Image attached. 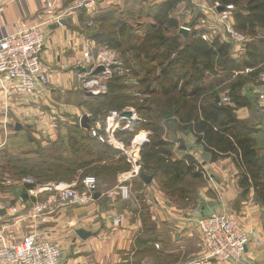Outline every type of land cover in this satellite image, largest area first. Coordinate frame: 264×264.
I'll use <instances>...</instances> for the list:
<instances>
[{"label": "crops", "instance_id": "0c3cea01", "mask_svg": "<svg viewBox=\"0 0 264 264\" xmlns=\"http://www.w3.org/2000/svg\"><path fill=\"white\" fill-rule=\"evenodd\" d=\"M73 1L0 0V37L50 20L45 29L46 41L41 54L42 64L48 71V83L39 85L33 93L21 95L13 87L6 92L0 89V152L5 160L13 159L15 153L20 158H33L36 149L58 141V129L72 125L70 119L86 114L84 105L90 97L82 91L84 73L79 68L84 69V52L95 55L99 50L101 53L104 47L90 39L97 26L94 20L84 17L87 14L85 9L68 12V4ZM149 1L97 0L98 5L93 11L96 15L114 8L134 12L140 4ZM206 1L189 0L173 10L182 9V14H186L184 24L194 22L196 29L207 31L209 36L220 41L230 42L227 35L225 37V34L216 31L212 33L203 26L209 19H217L209 6L206 8ZM48 2L52 4L50 12L43 6ZM206 9L209 11H203ZM57 19L60 23L56 22ZM108 52H104L107 57L112 54ZM261 81L262 84L244 89L243 96L248 99V106L236 110V115L255 129L254 146L258 155L264 157V99H260L264 96V77ZM16 125L20 127L18 130H15ZM184 146L185 150H178L177 159L192 156L202 170V179L198 181L193 197L174 201L163 191L160 181L153 178L148 185L141 181L139 192L147 195L146 200H138L133 190L129 200L125 201L111 194L114 186L107 189L112 184L106 180L101 188L98 183L94 187L93 206L78 207L81 205L61 201L54 186L59 184L61 189L76 187L82 178L75 177L69 183H41L29 175H22L16 181L21 186L12 193L14 200L21 187L19 202L14 201L11 206L0 202V210L5 211V215L0 216V236L10 243L28 234L51 241L61 249L64 264H158L159 257L172 264L181 263L183 259L184 264H264V202L257 198L253 189L242 195L238 183L240 169L234 156L224 155L213 160L191 133L184 135ZM120 175L117 176L119 185ZM24 179L33 180L36 186L25 185ZM52 190L57 192L55 198L50 193ZM46 193L50 196L49 209H56V216L36 221L31 210L38 203H43L38 201V196ZM66 211L68 216H65ZM214 213L234 217L248 234L249 242L239 263H222L206 258L197 221ZM116 218L120 219L118 225L114 224ZM57 219L62 222L58 223ZM51 221L56 223L53 224L55 229L47 225ZM21 222L26 224V230H22ZM78 229H84L90 236L86 240L79 239L75 234Z\"/></svg>", "mask_w": 264, "mask_h": 264}, {"label": "trees", "instance_id": "16d2710c", "mask_svg": "<svg viewBox=\"0 0 264 264\" xmlns=\"http://www.w3.org/2000/svg\"><path fill=\"white\" fill-rule=\"evenodd\" d=\"M212 1L223 8L232 5L235 30L242 34L250 31L251 37L243 46L242 59L232 55L231 42L220 41L216 37L206 38V32L196 29L194 22L189 24L188 35L176 34L178 20L169 14L178 4L189 0L149 1V7L140 12L148 21L139 23L137 28L120 20L115 22L116 29L112 28L115 30L111 33H91L90 39L99 46L115 51L119 61L118 65L112 66L106 93L90 97V100L107 103L121 112L126 103L136 100L141 94L167 98L174 115L184 123V132L193 134L196 142L211 154L213 160L224 155L234 156L240 169L238 183L242 195L253 189L257 198L264 202V157L258 155L254 146L253 135L256 131L236 115V110L248 106V99L241 94V88L252 81L249 78L254 79L264 70V34L258 36L252 33L255 27L264 32V0ZM123 14L133 16L132 11L122 12L114 8L100 12L94 20L118 19ZM127 75L135 79L136 82L130 81L134 86L127 84V80H130ZM229 80L227 104L220 101L218 94L203 98L208 83L211 84L209 89L223 86ZM143 102L135 104L136 112L143 123L153 124L151 129L156 132L152 100L148 102L144 99ZM108 113L110 111L103 118ZM85 132L88 133L80 123L73 121L70 127L66 126L59 133L57 142L36 149L33 158L14 156L13 159L19 164L17 174L29 175L41 183H69L75 177L81 179L93 171L99 180L109 179L115 173L108 171L119 173L123 165V169L127 168L125 157L109 145H99L89 160L77 161L79 154L89 153L96 145V139L90 135L88 137ZM155 138L149 140L140 152V174L164 179V182L168 177L173 183L191 175L201 182L202 170L198 169L195 158L187 155L181 160L173 159L170 145L164 139ZM181 149L185 150V146ZM106 163L108 165L104 166ZM79 166L83 169L78 175ZM101 170L107 172L103 175ZM138 178L143 181L140 175ZM167 183L162 185L166 194Z\"/></svg>", "mask_w": 264, "mask_h": 264}, {"label": "built area", "instance_id": "2783aa9c", "mask_svg": "<svg viewBox=\"0 0 264 264\" xmlns=\"http://www.w3.org/2000/svg\"><path fill=\"white\" fill-rule=\"evenodd\" d=\"M96 4L97 0H75L68 8V12L84 9L91 12ZM43 6L49 12L52 11L51 3H44ZM219 7V3L215 2L209 10L217 15L229 41L234 46L244 45L246 37L236 31L233 26L231 13L234 7L227 5L222 11H218ZM49 22L50 20L41 21L0 37L1 90L6 92L8 88L13 87L14 91L20 95L28 94L33 93L39 85L48 83V71L42 64L41 54L46 41L45 29ZM90 56L89 52L84 53L85 66H89V61L92 59ZM104 75L110 78L111 73L107 70ZM98 79L88 82L87 86L92 89L94 94H104L107 91L106 84ZM94 86L97 87L94 88ZM260 98L263 100L264 96ZM122 112L111 111L103 123L97 121L87 129L92 138L119 150L132 165L130 171L120 175V185L130 178L139 176L140 164L138 159L133 158V155L139 156L140 148L148 140L146 135H138L126 147L124 142L116 138V132L129 133L130 128L139 122L133 112L129 117L121 116ZM23 183L33 185L34 181L24 179ZM81 183L85 190L80 195L77 194L74 186H66L61 189L57 184L54 189L58 192L60 200L65 203L70 205L86 204L93 200L96 179L93 176H87L82 179ZM111 194L121 200H128L130 188L122 185L113 190ZM48 204L51 202L49 201ZM47 207L48 205L45 203H38L33 208L32 215L34 217L42 215ZM114 224H120V219H114ZM197 228L203 239L207 259L222 263H239L241 261L249 237L234 217L214 213L198 219ZM0 240V264H63L64 262L61 249L57 245L47 240H40L35 235H28L15 243H5L1 237Z\"/></svg>", "mask_w": 264, "mask_h": 264}, {"label": "rangeland", "instance_id": "374dc122", "mask_svg": "<svg viewBox=\"0 0 264 264\" xmlns=\"http://www.w3.org/2000/svg\"><path fill=\"white\" fill-rule=\"evenodd\" d=\"M73 2L68 4L69 5L68 8H70L72 6ZM206 2H208L207 5H206V8H208L207 6H209V8H212V6L215 3V1H212V0H207ZM48 3H50V2H48ZM97 5L98 4H96V6ZM147 7H149V5L140 4V8H137L138 10L133 12V16H127L126 14H123V17H121V18H125V19H121V18H118V19H107V20H104L103 22H99L98 20H94L97 17V15H96V13H94V11L87 12L86 10L85 11L89 15L86 14L84 17L87 18L88 20L96 21V22H94V24H96L97 27L94 28V30L92 32L95 33V31H96L98 33H105L107 31H109V33H111V32H113L116 29V27H114L116 21L118 22L120 20H124V21L127 22V24H129V25H131V26H133L135 28H137V25L139 23L147 22L148 21L147 18L143 14L140 13L141 11H145L147 9ZM207 11H209V10L206 9L205 12H207ZM124 12H129V11H124ZM205 12H203V13H205ZM169 15L171 17H173V18H177L178 19V27L176 28V31H175L176 34L183 36V35H188L190 33V29H189L190 26L188 24H184V17H186V14L185 13H184V15L182 14V9L172 10ZM97 22H99L100 24L97 23ZM203 26L206 27L207 30L209 29V31H211L212 33L216 31L217 33L221 32V34H225L224 30H223V26L219 22L218 17H217V19H215V21H212L211 19H209L208 23H206V22L203 23ZM112 28H115V29H112ZM182 28L188 30L187 34H184L181 31ZM205 32H206V38H208V39H212L213 38V36H209V34H207V31H205ZM252 33L255 34V35H258V36H262L264 34L262 29H260L259 27H255L253 29ZM244 36L246 37V41H247L251 37L250 31L244 33ZM225 37H226V35H225ZM139 40L140 39H138L137 42ZM122 41L125 42V40H122ZM243 46L244 45H242V46L240 45L239 47L238 46H234L233 43L231 42L232 55L235 56V57H241L240 59H242L243 58ZM108 51L112 52V54L108 55V57H107L104 54V52H108ZM86 52H88V51H86ZM86 52H84V53H86ZM110 52H108V53H110ZM97 53L95 55H93V54H91L89 52V54L91 55L90 57L92 59L89 61V66H85V65L83 66L85 71L83 72L84 73L83 74L84 78H83L81 87L83 89L82 91L84 93H86V94L89 93V92H92L91 91L92 89H90L87 86L88 82H91L92 80H97L98 77H101L102 80L101 79H98V80L100 82L105 83L107 85V81H108L109 77L105 76L104 72L109 70V72L112 73V71H113L112 66L113 65L114 66L118 65V61H119L118 60V55H117V53L115 51H112L110 49H106L104 47V50L101 51V53H100V50ZM109 56H111V58H109ZM83 58H84V54H83ZM104 60H105V62H103ZM84 61H85V59H84ZM100 65H103L105 67V71L101 72L100 74H98L96 76H92L91 72H93ZM245 73H249V72H245ZM236 75L237 74H235V76ZM127 76H128L127 79H130V80H127V82L129 81V83H127V84H129L131 86H134V84L130 83V81L136 82L135 79L132 78V76H129V75H127ZM263 77H264V70L262 69L258 73V75L254 77V79L249 78L252 81L247 82L241 88V94L243 95L244 89L247 88L248 86H252V85L254 86V85L262 84L263 82L261 81V79ZM230 83H231V80L226 82L223 86L216 87V88H209V89H208V87L211 84L208 83V86H206V92L203 95V98H204V96L206 98H210V97H213V96L218 94V98L220 99V101L223 104H227L228 99H229L228 98V93H229L228 87H229ZM96 87L97 86H94V88H96ZM95 95H99L100 96V95H104V94H95ZM144 99H147L148 102L150 100H152L151 105H153L152 109H153L154 125H155L156 132H153L152 129H151L153 124H151V126H150L148 122L147 123H143V121L140 119V117L138 116V114L136 112L137 108H135V104L140 105V103H144L143 102ZM167 102H168L167 98L163 99L160 96L153 98V97H149V96H145V95L141 94V95L137 96L136 100L133 99L130 102L126 103V107L123 108L122 111L124 112V110H125V111L133 112L136 115V117L139 120V122L134 127L130 128V130H129L130 132L129 133L116 132V134H115L116 138L121 140L122 142H124L126 147L130 145L131 140H133V138L135 136L137 137L138 135H142V134L147 136L148 140H147L146 144L148 143L149 140L152 141L153 139H157L155 137H158L160 139H164L171 146V147L169 146L171 156L174 157L173 159H177L176 156H177L178 150L183 151L181 149V147H184V135H187L189 133H185L184 132V123H181L180 119L177 116L174 115L173 107L170 104L168 105ZM106 105L104 103H100V102L98 103L96 100H90V99L86 100L84 108H85V112H86L85 115L89 118V121H90L89 122V127L93 126L94 123L97 122V121L103 123L107 116L105 118H103V117L105 116V114L107 112H109V111L110 112L111 111H117L118 110L114 106H109L107 103H106ZM92 119H94L93 122H91ZM79 120H80V118H74V119H70V122L73 123V121H74V122H76V124H78ZM70 126H68V127H70ZM58 130H59L58 132L60 133V131H62L63 129H58ZM85 133L89 137L90 134L87 133V132H85ZM95 142H96L95 147L92 148L89 153H81V154H79L77 156V161L79 160V162H80V160H81V162H82L83 160H85V161L87 159L89 160L91 158V156H92L91 153H93L95 151V149H97V147L99 145H104V146L108 147L107 143H104V142L99 141L97 139H96ZM146 144H144L143 147ZM109 147H111V146L109 145ZM111 148H113V147H111ZM142 149L140 148V152H141ZM19 151L20 150L18 149V152ZM1 152H0V202H2V204H4V205L9 204V206H11V204L14 201H18L19 202V200H20V197H19L18 194H19V191L21 190V187L19 188V190L14 195L15 196L14 200H13L12 193L15 190L16 187H18L19 185L21 186V184H16L17 183L16 181L21 179L23 176L21 174H17V171L19 169L18 168L19 164L15 161V159L10 160V159L7 158L5 160L4 156H3V154H1ZM15 156L19 157V155L17 153H15ZM123 156L125 157V163L124 164L127 166V168L123 169V166H124L123 165L121 168H119L121 170V172L119 170V173L118 172L116 173L113 170L108 171V173H111V174L115 173V174L113 175L114 177H111L109 179L107 178L108 180H110V184H112L109 187H106L107 189L114 186L112 188V190H116L114 188L119 186V184H117L118 183L117 176H119V174L126 173V172H128V171H130L132 169V165L129 164L127 157L125 155H123ZM133 158L134 159H138L139 162L141 161L140 155L138 156L137 154H135V155H133ZM79 162H78V164H79ZM107 165H108V163L104 164V166H107ZM79 167H80L79 168L80 171H79L78 175L82 173V169H83L82 166H79ZM198 169H201V167L199 166ZM92 170L93 169H90V171H92ZM101 171L103 172V173H101L103 175H104V172H107V170H101ZM94 173H95V171H93V173L91 172V173H89L87 175H84L83 178L87 177V176H93L96 179H98L94 175ZM139 175H140V168H139ZM107 179L106 178L105 179L103 178V180H99L98 179V182H96L95 186L98 183V187L101 188V184H103V182L106 183ZM81 181H80L79 184H77V186L79 185L81 187L78 186V188H77V186H76L74 188L75 191L77 192V194H79V195L85 190V187L81 183ZM158 181H160V186L161 185L165 186L164 183H167L169 181V178L166 177L165 182H164V179H163V181L161 179L160 180L158 179ZM172 183L173 182H171V181H169L167 183V196L170 199H173L174 201H179V199L180 200H184V197H187V198L193 197L194 194H195V190L199 186L198 180L194 179L191 175L184 176L179 181L174 182L173 184ZM51 184H53V183H51ZM25 185H28V184H25ZM122 185L129 186V188L131 190L130 195H131L132 191L134 190V192L137 195V199L138 200H140V201L146 200V196L147 195H145L144 192H139L140 187H142L141 186L142 184H141V181L139 180L138 177L130 178V180H128L125 183H122L120 186H122ZM29 186L35 187L36 185L33 184V185H29ZM6 193H11V195H9V194L6 195ZM50 193L53 196V198L56 197V193H57L56 191L52 190ZM38 197H39L38 201L45 203L46 205H48V207L45 210V212L42 215H40V217H42V218L35 217L36 221L39 220V219L42 220L43 218H44V220H46L48 218H51V216H53V217L56 216L55 215V213H57V212H55L56 209H54V210L49 209L51 204H48V202H49L48 198L50 196H48L47 193H46V194L40 195ZM92 198L94 200L93 196H92ZM93 200L90 201L89 203L81 204V206H78V207H82V206L83 207H85V206L86 207H91V206L94 205V201ZM33 208L31 210V215L33 214ZM98 209H99V211L102 210V208H100V207ZM145 209H146V205H145ZM48 212H50V213H48ZM98 214H100V213L98 212ZM68 215L69 214L66 211L65 212V216H68ZM11 221H14V220L12 219ZM57 221H58V223H59V221L62 222L60 219H57ZM11 223H13V222H11ZM53 224H56V223H53V221H51V223L47 224V225L51 226L52 229H55ZM21 228H22V230H26L27 229L26 228V224L21 222ZM68 230H69V228H68ZM28 235H34V234H28ZM28 235H26V236H28ZM0 237L4 240L5 243H10L3 236H0ZM15 242H17V241H13L11 243H15ZM159 258L161 260L158 262V264H172V263H170L171 261H167V259H165V258H162V257H159ZM63 264H64V262H63ZM174 264H184V259H183V261H181V263H174Z\"/></svg>", "mask_w": 264, "mask_h": 264}, {"label": "water", "instance_id": "95a60500", "mask_svg": "<svg viewBox=\"0 0 264 264\" xmlns=\"http://www.w3.org/2000/svg\"><path fill=\"white\" fill-rule=\"evenodd\" d=\"M218 11H222L223 10V7H219L217 9ZM181 31L184 33V34H187V29H184L182 28ZM79 70H81L82 72H84L85 70L82 69V68H79ZM105 71V67L103 65H100L98 66L93 72H91V75L92 76H96L98 74H100L101 72ZM87 96L88 97H98L99 95H95L94 93L92 92H89L87 93ZM132 112L131 111H124L121 113V116H125V117H129L131 116ZM89 118L86 116V115H83L81 118H80V126L84 129H88L89 128ZM20 127L18 125L15 126V130H18ZM143 148V146L141 147V149ZM140 177L143 179V181L145 182V184H150L153 177L151 176H148V175H145V174H140ZM5 215V211L4 210H0V216H3ZM75 234L76 236L81 239V240H86L89 236H90V233L86 232L84 229H78L75 231Z\"/></svg>", "mask_w": 264, "mask_h": 264}]
</instances>
